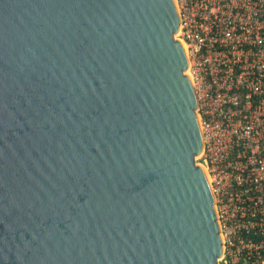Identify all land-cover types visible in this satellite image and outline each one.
<instances>
[{"label": "water", "instance_id": "water-1", "mask_svg": "<svg viewBox=\"0 0 264 264\" xmlns=\"http://www.w3.org/2000/svg\"><path fill=\"white\" fill-rule=\"evenodd\" d=\"M174 0H0V264H218Z\"/></svg>", "mask_w": 264, "mask_h": 264}, {"label": "built area", "instance_id": "built-area-1", "mask_svg": "<svg viewBox=\"0 0 264 264\" xmlns=\"http://www.w3.org/2000/svg\"><path fill=\"white\" fill-rule=\"evenodd\" d=\"M222 242L264 264V0H174Z\"/></svg>", "mask_w": 264, "mask_h": 264}]
</instances>
